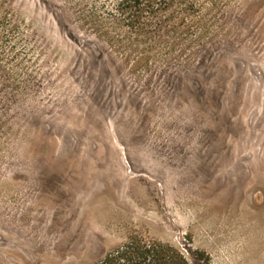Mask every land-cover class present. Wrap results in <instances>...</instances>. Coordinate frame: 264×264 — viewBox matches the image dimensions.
<instances>
[{
    "label": "rangeland",
    "instance_id": "1",
    "mask_svg": "<svg viewBox=\"0 0 264 264\" xmlns=\"http://www.w3.org/2000/svg\"><path fill=\"white\" fill-rule=\"evenodd\" d=\"M173 15L139 57L111 0H0V264H264V0Z\"/></svg>",
    "mask_w": 264,
    "mask_h": 264
},
{
    "label": "trees",
    "instance_id": "2",
    "mask_svg": "<svg viewBox=\"0 0 264 264\" xmlns=\"http://www.w3.org/2000/svg\"><path fill=\"white\" fill-rule=\"evenodd\" d=\"M202 4L203 0H111V20H116V27L120 24L131 37L133 36L131 45L136 48L141 45L142 49L136 50L139 57L152 51L157 55L158 50L152 48L159 44L161 34L167 29L171 19H174L172 13L174 14L176 7L179 6V10L184 15L190 16L200 13ZM165 15L170 17L165 18ZM116 37L111 42L113 47L122 43L119 36ZM195 258L200 264H211L209 256L203 252H196ZM95 264L190 263L176 247L133 234L124 244L106 254Z\"/></svg>",
    "mask_w": 264,
    "mask_h": 264
}]
</instances>
